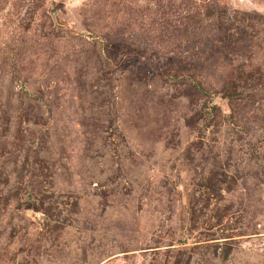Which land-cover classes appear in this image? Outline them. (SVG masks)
I'll list each match as a JSON object with an SVG mask.
<instances>
[{
	"label": "rangeland",
	"instance_id": "374dc122",
	"mask_svg": "<svg viewBox=\"0 0 264 264\" xmlns=\"http://www.w3.org/2000/svg\"><path fill=\"white\" fill-rule=\"evenodd\" d=\"M157 1L0 0V264H264V0Z\"/></svg>",
	"mask_w": 264,
	"mask_h": 264
},
{
	"label": "trees",
	"instance_id": "16d2710c",
	"mask_svg": "<svg viewBox=\"0 0 264 264\" xmlns=\"http://www.w3.org/2000/svg\"><path fill=\"white\" fill-rule=\"evenodd\" d=\"M97 1L98 0H95L96 3ZM160 1L162 0H158L156 3V9L154 11L152 19L149 22L150 28L147 29L148 34L152 33L151 30L155 31V33L152 34L157 37L155 44L159 47L169 44L171 48H176L178 45L174 43L176 41L174 32L181 29V32L188 36L190 33L194 32V30L197 28V23L200 20L209 19L214 16L213 11L208 8V5H203L205 6V11L202 14V18L194 19L201 14L200 11L196 9L197 7H200L197 4V0H180L178 4L170 2L163 6L160 5ZM199 1L201 2V0ZM98 7L92 11L93 19H105L106 14L104 10L100 7V5ZM172 7H174V9ZM163 8L166 9V11ZM177 10L178 12L180 10V13H177ZM133 11L134 10L127 11L129 14L127 23L129 25L131 24L133 18L138 20L137 17H133ZM115 12L116 10L112 13V16L115 14ZM139 19L142 20V15L139 16ZM102 30L103 27H100L96 30L93 29V36L99 37ZM221 72H223L222 69ZM225 82L226 81L224 79L221 80V83ZM195 86L198 87V91L205 93L207 92V90H205V87H203L202 85L197 83Z\"/></svg>",
	"mask_w": 264,
	"mask_h": 264
}]
</instances>
